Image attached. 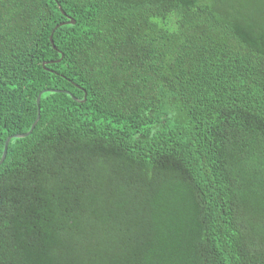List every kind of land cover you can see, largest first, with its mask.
Returning <instances> with one entry per match:
<instances>
[{"label": "trees", "instance_id": "16d2710c", "mask_svg": "<svg viewBox=\"0 0 264 264\" xmlns=\"http://www.w3.org/2000/svg\"><path fill=\"white\" fill-rule=\"evenodd\" d=\"M39 94L0 264H264V0H0V158Z\"/></svg>", "mask_w": 264, "mask_h": 264}, {"label": "water", "instance_id": "95a60500", "mask_svg": "<svg viewBox=\"0 0 264 264\" xmlns=\"http://www.w3.org/2000/svg\"><path fill=\"white\" fill-rule=\"evenodd\" d=\"M62 13V11H60ZM63 14V13H62ZM65 24H73L72 21H68L67 23ZM50 42H51V38L49 39ZM49 92H52V91H49ZM53 92H56V91H53ZM40 95L39 94L36 98V108H37V116H36V120L34 121V123L32 124V126L30 127L29 131L26 133V134H18V135H14V136H10L9 138L6 139L5 143H4V147H3V151H2V155H1V158H0V165L2 164V162L4 161L5 159V156H6V149H7V145L8 143L10 142L11 139H22V138H25L27 136L30 135V133L32 132V130L34 129V127L36 126L38 120H39V98H40ZM75 101V100H74Z\"/></svg>", "mask_w": 264, "mask_h": 264}]
</instances>
